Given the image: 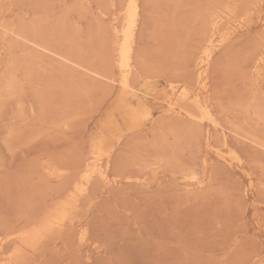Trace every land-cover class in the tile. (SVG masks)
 Instances as JSON below:
<instances>
[{
    "label": "rangeland",
    "instance_id": "obj_1",
    "mask_svg": "<svg viewBox=\"0 0 264 264\" xmlns=\"http://www.w3.org/2000/svg\"><path fill=\"white\" fill-rule=\"evenodd\" d=\"M0 264H264V0H0Z\"/></svg>",
    "mask_w": 264,
    "mask_h": 264
},
{
    "label": "bare ground",
    "instance_id": "obj_2",
    "mask_svg": "<svg viewBox=\"0 0 264 264\" xmlns=\"http://www.w3.org/2000/svg\"><path fill=\"white\" fill-rule=\"evenodd\" d=\"M133 4H134V2H133ZM129 7H130V6H129ZM130 9H131V7H130ZM130 9H129V13H131V14L133 15V12H134V11L132 10V11H133V12H132ZM133 9H134V6H133ZM134 13H135V12H134ZM131 14H130V15H131ZM131 18H133V17H131ZM132 20H133V19H132ZM132 24H133V22H129V23L127 24V26H128V27H131ZM130 34H131L130 31H127V32L125 31V34H124V36H123L125 39L123 38V39H124V42L122 41L123 43H122V45H121V49H120V54H121V56H122V60H123L122 62H123V63H124V61H126V59L124 58L125 55H127L126 53L129 52V51L131 50V47H130V50H129V46H130V45L128 46V42H129L128 39L131 38V37H130ZM130 40H131V39H130ZM128 50H129V51H128ZM129 54H130V52H129ZM127 56H128V55H127ZM127 59H128V58H127ZM123 65H124V64H123ZM123 88H124V87H123Z\"/></svg>",
    "mask_w": 264,
    "mask_h": 264
}]
</instances>
